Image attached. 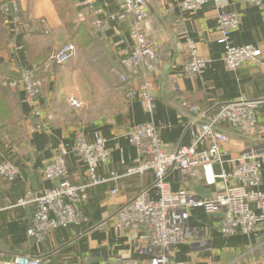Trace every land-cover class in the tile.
I'll return each instance as SVG.
<instances>
[{
    "label": "crops",
    "instance_id": "crops-1",
    "mask_svg": "<svg viewBox=\"0 0 264 264\" xmlns=\"http://www.w3.org/2000/svg\"><path fill=\"white\" fill-rule=\"evenodd\" d=\"M18 1L21 8L18 22L7 26L0 12V162L8 157L22 171V178L14 183L7 184L0 179L3 204L12 203L11 191L18 200L29 190L51 188L54 182L42 175V168L61 146L68 152L69 180L76 185H90L87 164L73 151L80 132L89 141L96 135L107 140L109 159L99 166L98 172L109 180L86 189L88 197L82 209L89 222L55 229L43 242L25 233L34 207L3 210L8 231L7 242H0L3 259L12 260L17 254L25 253L42 256L47 264H149L150 257L135 249L143 232L137 228H121L116 222L118 209L155 182L152 171L126 175L139 158V151L127 133L140 123L153 121L164 147L176 150L181 145H191L202 121L200 115L182 106L183 101L202 110H214L222 102L244 95L262 100L259 123L251 134L226 127L231 141L225 147L232 156L261 149L264 144V0L256 4L228 0V9L242 16L240 27L231 34V42L251 44L262 50L261 60L248 63L236 72L229 70L224 61L225 47L220 41L218 9L213 1L185 13L178 7L183 0H147L152 21L150 33L160 58L154 72L129 85L141 86L145 79L154 82L153 113L145 110L138 99L127 98L125 90L129 85L120 80L121 60L130 53L134 42L131 34L134 19L124 13L122 0ZM110 16L115 17L112 26L104 34H95L91 22L97 17ZM187 38L194 40L201 55L209 60L201 75L187 77L183 73L188 55ZM67 43L77 47L68 62L52 70H38L42 92L37 114L26 93L6 86L4 80L16 77L23 68L39 65ZM70 96L80 101L79 108L70 106ZM261 158L259 189L264 191L263 150ZM113 171L122 177L110 179ZM180 175L174 170L168 176L175 191L195 190L204 184L190 177L181 181ZM116 189L117 193L112 194ZM187 214L189 228L200 232L177 246L176 261L264 264V226L250 233L224 236L219 230L220 214H209L201 208H191Z\"/></svg>",
    "mask_w": 264,
    "mask_h": 264
},
{
    "label": "built area",
    "instance_id": "built-area-1",
    "mask_svg": "<svg viewBox=\"0 0 264 264\" xmlns=\"http://www.w3.org/2000/svg\"><path fill=\"white\" fill-rule=\"evenodd\" d=\"M214 2L218 9V30L220 41L224 44V61L231 71H238L248 63L262 58V50L254 45H235L231 34L242 22V16L228 9V0H183L178 4L182 12H193ZM246 4H256L260 0H241ZM122 9L133 20L131 34L134 39L130 53L121 60L123 72L122 83L129 85L133 80L147 77L156 70L160 54L151 37V14L147 0H122ZM0 12L7 26L19 21L21 8L18 0H0ZM115 21V17H97L91 22L95 34H104ZM42 23V22H40ZM187 58L183 64V73L187 77L201 75L205 72L209 60L201 55L197 43L187 38ZM74 43H67L50 54L42 65L23 68L14 78L4 80L6 86L22 89L28 101L39 114V101L42 92V80L37 71L41 68L52 70L55 66L68 62L76 53ZM154 82L145 79L141 86L129 85L125 94L129 99H138L145 110L153 113L156 98L153 92ZM72 108H79L80 101L75 96L68 98ZM262 100L241 97L222 102L214 110H202L198 106L182 102L201 116L200 129L195 134L191 145H181L176 150L164 147L161 134L153 121L140 123L128 133L130 142L137 147L139 158L137 164L128 169L126 175H143L152 171L155 182L149 189H143L133 199L122 205L116 213L117 225L121 228L140 229L143 234L135 243L140 254L150 257L149 264H182L174 259L177 246L195 237L200 229L188 226L187 210L201 208L209 214H220L219 230L224 236L237 233H250L258 226H264V191L259 189L262 181L261 149L232 156L225 147L231 137L226 127L243 134L253 133L259 123V109ZM74 153L87 164V178L90 185H76L69 180V167L63 146L55 153L53 159L42 168V175L54 182L49 189L29 190L16 202L3 204L0 194V212L15 207H34L31 224L25 228L26 235L43 242L47 235L58 228L80 226L89 222L82 207L87 201L88 186L102 184L109 179L102 176L99 166L109 159L107 140L96 135L91 141L85 133L77 134L73 147ZM215 164L221 166V174L215 173ZM225 166H228L227 168ZM178 170L180 180L190 177L204 179L205 185L217 184L218 178L225 184L224 191L204 198L194 189H172L168 176ZM122 177L113 171L110 179ZM22 178L20 166L10 158L0 162V179L4 183H14ZM112 190V194L117 193ZM151 191V192H150ZM0 252V264H47L42 256L17 254L12 260H4Z\"/></svg>",
    "mask_w": 264,
    "mask_h": 264
},
{
    "label": "water",
    "instance_id": "water-1",
    "mask_svg": "<svg viewBox=\"0 0 264 264\" xmlns=\"http://www.w3.org/2000/svg\"><path fill=\"white\" fill-rule=\"evenodd\" d=\"M214 168L216 174H221V166L219 164H215ZM201 181L202 183L205 182L204 179H202ZM224 190H225V184L222 182L220 178H218L217 184L210 186L201 184L195 188V191L204 198H211L213 193Z\"/></svg>",
    "mask_w": 264,
    "mask_h": 264
},
{
    "label": "trees",
    "instance_id": "trees-1",
    "mask_svg": "<svg viewBox=\"0 0 264 264\" xmlns=\"http://www.w3.org/2000/svg\"><path fill=\"white\" fill-rule=\"evenodd\" d=\"M45 59L40 63V65H42L44 63ZM43 70V68L41 69ZM41 71H37V75L39 77ZM12 190V187H11ZM11 197H12V203L14 200H17V197H15L14 193L11 191ZM88 206H85V212L86 214H88L89 209L87 208ZM3 213H5V211L0 213V242H7V235H8V231H7V224L6 221L7 219L3 216ZM32 255V254H31Z\"/></svg>",
    "mask_w": 264,
    "mask_h": 264
}]
</instances>
